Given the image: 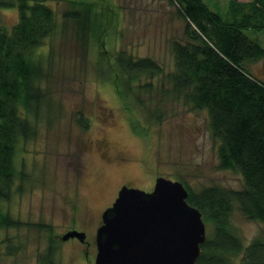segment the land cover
<instances>
[{
    "label": "rangeland",
    "instance_id": "rangeland-1",
    "mask_svg": "<svg viewBox=\"0 0 264 264\" xmlns=\"http://www.w3.org/2000/svg\"><path fill=\"white\" fill-rule=\"evenodd\" d=\"M86 1L95 9L96 32L87 34L85 46L76 24L63 17L70 3L49 1L59 25L37 48L44 57V102L33 120L35 134L19 141L15 155L28 180L0 202V212L17 222L0 227V264H45L51 245L50 264H94L101 214L123 185L148 190L158 176L183 180L194 190L213 185L239 190L244 183L239 172L219 166L206 110L186 104L164 77L173 69L172 41L185 36L176 5ZM204 1L223 12L229 0ZM17 16L16 8H1L0 26L10 28ZM247 34L264 46V31ZM118 51L154 59L163 74L151 79L150 89L137 88L134 81L130 90L117 93L110 62ZM252 67L264 76V59ZM229 223L244 245L264 235V223L247 218L237 206ZM73 229L84 232L85 240L61 238ZM205 233L212 234L210 223Z\"/></svg>",
    "mask_w": 264,
    "mask_h": 264
},
{
    "label": "trees",
    "instance_id": "trees-1",
    "mask_svg": "<svg viewBox=\"0 0 264 264\" xmlns=\"http://www.w3.org/2000/svg\"><path fill=\"white\" fill-rule=\"evenodd\" d=\"M49 1L0 0V9L16 8L18 15L10 28L0 26V202L21 191L28 180L16 166L15 155L19 141L35 134L33 120L44 102V57L37 48L59 25ZM67 1L70 7L63 17L76 24L85 46L87 34L96 32L94 6L86 0ZM169 1L176 5L186 30L183 41H172L173 69L164 77L186 104L206 110L218 142L219 166L239 172L244 181L239 190L217 185L194 190L180 180L188 203L212 226L195 264H233L236 257L240 264H264V235L244 245L229 223L235 206L247 218L264 223V76L252 67L264 59V46L247 34L264 31V0H229L223 12L204 0ZM110 63L117 93L130 90L134 81L137 88L150 89L151 79L163 74L154 59L134 58L125 51H118ZM142 77L147 82H140ZM83 118L78 121L85 126ZM13 224L17 222L0 212V227ZM52 248L43 256L45 264L51 262Z\"/></svg>",
    "mask_w": 264,
    "mask_h": 264
},
{
    "label": "water",
    "instance_id": "water-1",
    "mask_svg": "<svg viewBox=\"0 0 264 264\" xmlns=\"http://www.w3.org/2000/svg\"><path fill=\"white\" fill-rule=\"evenodd\" d=\"M180 180L158 176L150 191L123 185L101 214L94 264H195L206 239L201 211ZM85 240L69 230L62 239Z\"/></svg>",
    "mask_w": 264,
    "mask_h": 264
},
{
    "label": "flooded vegetation",
    "instance_id": "flooded-vegetation-1",
    "mask_svg": "<svg viewBox=\"0 0 264 264\" xmlns=\"http://www.w3.org/2000/svg\"><path fill=\"white\" fill-rule=\"evenodd\" d=\"M154 185V184H153ZM152 185V186H153ZM153 189V187L152 188H150V189H148L147 191H150V190H152ZM116 196H117V194H116ZM116 196H114V199L116 198Z\"/></svg>",
    "mask_w": 264,
    "mask_h": 264
}]
</instances>
